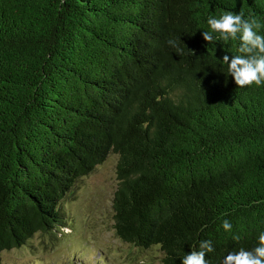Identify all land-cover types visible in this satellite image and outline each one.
Listing matches in <instances>:
<instances>
[{
    "label": "trees",
    "instance_id": "trees-1",
    "mask_svg": "<svg viewBox=\"0 0 264 264\" xmlns=\"http://www.w3.org/2000/svg\"><path fill=\"white\" fill-rule=\"evenodd\" d=\"M228 11L264 24V0H0V253L61 227V200L111 153L120 241L161 264L257 245L264 86L228 75L238 41L202 38Z\"/></svg>",
    "mask_w": 264,
    "mask_h": 264
},
{
    "label": "rangeland",
    "instance_id": "rangeland-1",
    "mask_svg": "<svg viewBox=\"0 0 264 264\" xmlns=\"http://www.w3.org/2000/svg\"><path fill=\"white\" fill-rule=\"evenodd\" d=\"M117 155L78 179L59 203L63 224L0 253L1 264H161L157 247L141 250L113 230Z\"/></svg>",
    "mask_w": 264,
    "mask_h": 264
},
{
    "label": "clouds",
    "instance_id": "clouds-1",
    "mask_svg": "<svg viewBox=\"0 0 264 264\" xmlns=\"http://www.w3.org/2000/svg\"><path fill=\"white\" fill-rule=\"evenodd\" d=\"M209 31L202 32V38L207 43L216 40L238 41L239 46L235 55H224L222 62L227 65L228 75L237 87L264 86V35L259 30L264 28L259 18L254 13L245 17L244 12H224L221 15L207 18ZM167 43L180 51L175 39ZM179 43H181L179 41ZM226 215V214H225ZM221 227L227 232L231 231L232 224L223 220ZM233 240L239 241L240 236L234 235ZM214 251L210 240L201 241L199 250L193 249L184 254L181 264H208L206 254ZM221 264H264V231L257 237V245L251 250L240 248L230 251L222 259Z\"/></svg>",
    "mask_w": 264,
    "mask_h": 264
}]
</instances>
